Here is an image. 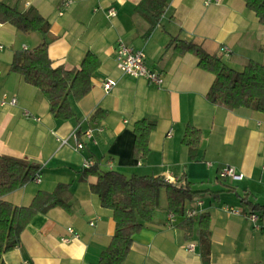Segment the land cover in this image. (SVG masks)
Instances as JSON below:
<instances>
[{
    "label": "crops",
    "instance_id": "crops-1",
    "mask_svg": "<svg viewBox=\"0 0 264 264\" xmlns=\"http://www.w3.org/2000/svg\"><path fill=\"white\" fill-rule=\"evenodd\" d=\"M20 12L35 7L48 22L54 40L48 54L53 66L78 67L87 52L101 61L87 95L71 101L74 116L56 118L42 92L11 70L14 54L43 39L0 23V95L16 97L0 106V154L40 165L31 180L5 195L16 206H27L39 191L68 184L69 208L50 207L36 213L22 231L19 244L3 254L4 264H98L115 231L110 209L103 207L84 178L86 160L101 170L126 176L152 175L169 182L184 180L201 191L186 204L183 216L170 213L165 191L153 219L133 236L123 264H264V228L247 217L253 204H264V115L250 108L226 109L206 95L214 75L198 66L191 52L167 48L171 37L195 40L228 66L242 70L252 60L264 65V25L244 0H167L158 23L151 27L139 10L143 0H1ZM114 8L116 15L108 16ZM119 40L142 49L148 67L163 76L156 87L142 77L123 75L116 66ZM227 46L231 52L220 51ZM107 79L116 85L105 93ZM24 111L29 113L28 116ZM155 121L149 152L133 154L134 124ZM80 126L83 148L75 149L73 130ZM189 127L200 132L195 155L182 140ZM90 131L92 138L84 136ZM68 139L63 144L62 140ZM233 166L241 179L220 178ZM191 209L197 211L187 216ZM235 209L239 213L228 210ZM209 215V255L202 254L201 215ZM192 219L188 234L183 226ZM78 233L73 238L67 228ZM69 237V242H63ZM193 243L189 251L187 244Z\"/></svg>",
    "mask_w": 264,
    "mask_h": 264
},
{
    "label": "trees",
    "instance_id": "trees-1",
    "mask_svg": "<svg viewBox=\"0 0 264 264\" xmlns=\"http://www.w3.org/2000/svg\"><path fill=\"white\" fill-rule=\"evenodd\" d=\"M167 0H143L139 12L145 16L151 27L158 23ZM246 6L264 25V0H244ZM0 23L13 25L25 34L39 33L42 41L32 49L17 51L11 70L20 73L24 80L37 87L50 104L52 114L61 120L74 116L71 101H78L91 89V78L100 67V59L87 52L78 67L53 66L49 57V44L54 36L49 32L48 22L35 7L18 11L0 0ZM178 52H191L198 58V66L214 75L207 92V99L223 108L234 110L250 108L264 115V65L248 61L242 70L228 66L219 56L210 52L202 43L171 37L167 48ZM155 121L144 118L134 124L133 154L145 157L149 152V135L155 129ZM200 132L193 127L187 129L182 142L195 155ZM40 165L26 159L0 154V264L3 254L19 244L22 231L38 212L50 207L69 208L66 196L68 184H59L52 192L39 191L27 206H16L7 201L6 194L20 188L39 175ZM95 180L90 183L92 192L98 195L103 207L110 209L115 221V231L109 245L101 253L98 264H123L133 243V236L153 219L159 205L161 191H165L168 211L183 216L187 202L201 191L194 190L191 183L179 180L169 182L152 175L126 176L115 170H101L99 163L84 170V178ZM249 212L264 215V204H253L248 197L242 198ZM192 219H185L183 226L189 234ZM199 233L202 254L209 255V215L199 219Z\"/></svg>",
    "mask_w": 264,
    "mask_h": 264
},
{
    "label": "built area",
    "instance_id": "built-area-1",
    "mask_svg": "<svg viewBox=\"0 0 264 264\" xmlns=\"http://www.w3.org/2000/svg\"><path fill=\"white\" fill-rule=\"evenodd\" d=\"M222 0H204V3L206 5L209 4H218L221 3ZM116 11L114 8H110L108 10V16H115ZM221 52L224 53H230L231 50L227 46H222L220 48ZM115 58H116V66L118 70L123 74V75H128L131 77H142L145 78L149 83L156 87H160L163 84V76L156 70L151 69L148 67L145 61V53L142 49H137L126 42L119 40L116 47H115ZM116 85V81L112 79H107L103 82V89L105 93H108L114 86ZM17 103L16 97H7V95L3 94L0 95V106H5V105H15ZM24 114L26 116L29 115L27 111H24ZM79 132H80V126H77L73 132H72V137L75 140V149L79 150L83 148V142L81 139H79ZM84 136L87 139L92 138V134L90 131H85ZM68 139L62 140V143L65 144L67 143ZM94 165V162L91 160H86L84 163V169H88L91 166ZM39 176V175H38ZM38 176L34 178V180H38ZM219 177L220 178H232V179H241L243 175L237 170L230 165H225L221 167L219 170ZM164 180L167 181L166 178H163ZM231 213H239L238 210L235 209H229L228 210ZM197 211L195 209H191L187 212L188 217H192L196 215ZM247 217L250 219V221L253 223L254 227L256 228H264V215H261L258 212H249ZM68 233L72 235L73 238H77L79 235L75 230L71 227L67 228ZM63 242H69L70 238L69 237H63L61 239ZM187 249L189 251L194 250V244L193 243H188L187 244ZM27 264V263H24Z\"/></svg>",
    "mask_w": 264,
    "mask_h": 264
}]
</instances>
